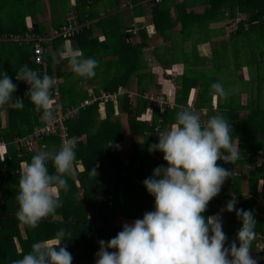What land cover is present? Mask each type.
I'll return each instance as SVG.
<instances>
[{
  "label": "trees",
  "instance_id": "16d2710c",
  "mask_svg": "<svg viewBox=\"0 0 264 264\" xmlns=\"http://www.w3.org/2000/svg\"><path fill=\"white\" fill-rule=\"evenodd\" d=\"M150 5L152 16L144 21L146 24L154 23L156 34L150 39L141 25L142 40H134L128 31L127 36L118 35L115 44L118 48L117 58L114 60L119 72L106 75V81H102L103 87H93L91 90L99 92L101 88L110 91L127 88L135 79L139 95L133 97L128 90L119 96L116 104L108 102L103 114L95 101L67 119L64 128L61 125L55 131L35 136L32 146L16 142L17 137H30L36 127L46 124L41 122V112L36 110L26 95L29 85L26 83L17 88L13 95L14 99H23V106L31 105V112H23L13 103L3 106L5 108L0 107V264H12L13 260L22 258L31 250L34 242L56 244L55 233L61 228L72 234L70 239L66 237L63 242L73 256L72 264H95V254L100 248L98 241H108L122 230L117 224L118 214L143 217L146 211L155 210V198L148 193L143 180L152 176L155 167H167V162L162 152L150 153L148 148L159 142L157 134L171 127L177 111L184 109L181 105L185 106L189 99L194 100V112L203 119L222 114L230 123L233 142L236 138L239 140V157L234 163L225 164L223 160L217 163L231 171L228 184L237 193L236 186L241 179L236 176L241 171L238 167L244 169L252 166L246 201L253 205L250 211L256 220L255 233H264V203L257 204L256 199L257 185L259 179L264 178V168L256 165L251 158L258 151H264V96L260 105V92H264V0H183L179 3L161 0ZM172 7L175 14L171 12ZM73 16L82 22L81 18ZM98 22L104 24L106 21ZM178 24H181L180 34L184 42L190 39H194L196 44L210 41L211 55L201 54L196 44L188 49L182 41L180 45L174 43L173 30ZM232 24H235V28L232 26L227 30L226 26ZM38 28V31L34 28L27 31L25 27L23 30L32 31L38 36H50L48 28L41 25ZM91 31V27L85 24L72 38H78L82 45ZM80 35L85 38L80 39ZM214 36L220 38L212 39ZM156 37H162L167 44L156 43L153 50L146 49ZM65 39L56 37L42 42L47 47L44 64H36L31 55L20 64H27L41 76L46 73L55 78L53 97H59L61 103L53 102L54 111L58 108L65 111L90 95L89 89L81 90L83 88L77 85L78 82L71 84L69 80H72L74 73L65 68L64 63L56 65L57 73L53 75L51 50L56 43L63 45ZM96 41L97 37L93 36L90 44ZM111 45L110 41L105 40L101 48L108 53ZM31 50L33 52V47ZM95 54L93 50L91 55L98 60ZM158 61L165 68L177 61L184 62L185 70L176 78V102L181 105H166L164 113L160 112L159 106H154L150 118H147L144 112L147 111L148 100L143 93L153 86V65ZM245 67L246 71L238 73ZM8 68L1 65L0 71ZM57 74L66 80L60 83ZM94 78L89 79L93 81ZM214 82L221 83L224 88L223 96L216 94L215 106L210 87ZM193 87L199 88L196 99L190 98ZM203 108L208 109L201 114ZM2 109L8 111L6 122L2 119ZM67 139H75L77 145L73 175L68 177L69 191L61 192L63 206L57 209L54 216L42 219L38 227L30 228L16 217L21 167L41 149L53 153L58 151L61 143ZM78 162L83 164L82 168H78ZM48 167L50 172L54 171L51 162ZM93 168L97 174H90ZM144 195L147 196L146 201ZM238 197L237 200L245 205L242 202L245 196L239 192ZM209 207L210 202L205 216L210 213ZM255 259L264 264V259Z\"/></svg>",
  "mask_w": 264,
  "mask_h": 264
},
{
  "label": "clouds",
  "instance_id": "9594fccd",
  "mask_svg": "<svg viewBox=\"0 0 264 264\" xmlns=\"http://www.w3.org/2000/svg\"><path fill=\"white\" fill-rule=\"evenodd\" d=\"M138 23L153 26L144 20ZM59 58L67 60L74 75L82 78L94 77L99 64L95 58L85 57L79 49L67 46ZM16 80L29 85L26 95L41 112V122L53 121L55 78L46 73L41 76L25 64L18 69ZM210 87L213 95H224L221 83L214 82ZM16 90L10 76L0 73V107L10 103L23 107L22 98L14 99ZM232 131L222 114L203 122L189 108L177 111L175 122L160 131L159 142L148 148L150 153L162 152L167 162V167H155L152 176L143 180L148 193L155 198V210L146 211L142 219L124 223L110 240H99L95 264H258L250 254L256 236V220L250 210L236 209L238 201L233 197L217 214L204 215L209 202L231 177V171L217 161L234 163L239 157ZM76 145L75 139H67L54 153L41 149L21 167L16 195L19 205L16 217L20 223L36 228L42 219L54 216L63 206L61 192L69 191L68 177L73 175ZM49 162L54 171H49ZM90 174H97L96 169ZM225 210L235 211L242 221L236 239L230 244L223 231L221 213ZM71 236L70 231L61 228L55 233L56 244L34 242L31 250L12 264H72L73 256L63 243Z\"/></svg>",
  "mask_w": 264,
  "mask_h": 264
},
{
  "label": "crops",
  "instance_id": "0c3cea01",
  "mask_svg": "<svg viewBox=\"0 0 264 264\" xmlns=\"http://www.w3.org/2000/svg\"><path fill=\"white\" fill-rule=\"evenodd\" d=\"M104 1H106V4ZM131 1L133 3V8L127 6L126 0H0V57L4 56V58H0V66L7 65L9 67L8 69H1V73L7 72L10 78L13 80V83L17 85V88L24 86L26 82L17 81L16 73L18 69L23 66L20 65L21 63H23V59L30 55L32 57L34 53L32 52V50L26 52V50L23 49L24 45H22L19 42H16L15 40H11L7 38L9 34H24L26 30L28 31L29 29L33 28V24L35 23L38 25V27L39 25H41L44 26V28H48L49 33L52 34L55 28L64 24L67 21L68 17L73 14L76 15L79 19L81 18L84 24L90 26L92 33L89 34L87 39H84L82 45L79 42V39L78 40L75 39L74 41L76 42L71 43V40L74 38L65 39L63 45L61 44V42L59 43L55 42L56 47H54L52 50L50 49L51 55L53 57V64H52L53 75L56 76L57 71H55L56 70L55 67L58 64L64 63L66 65L65 68L68 67L69 69H71L70 66L68 65L67 60H63L59 58V54L63 50L64 46H67L69 48L79 49L85 57H93L91 53L94 50L96 52L95 56L99 58L98 59L100 62L99 65L102 66H98L96 68L95 70L96 74L93 81L90 80L89 78L79 77L77 81L78 83L77 82L76 83L78 86H82L83 89L81 90L89 89V91H91L93 90L92 89L93 87H100V86L103 87L102 81H106L105 78L106 75H110L113 73L115 74L119 72L118 71L119 66L116 64L114 60L117 58L116 52L118 48L115 46V44H116V40L118 39V35L119 37H123V34L126 36L128 35L127 31L131 33L130 29L133 20L141 21V20H145L146 18H151L152 16L150 3L145 2V0H131ZM175 1L179 3L182 2L183 0H175ZM17 5L20 7V10L22 11L21 13L17 12L18 11L16 8ZM171 12L175 14L174 7L171 8ZM5 17H7L8 19L7 22L6 20L3 21V18ZM107 17L108 19L106 20V22H104V24H99L98 20H105ZM147 24L153 25L155 28L154 23H147ZM24 27L26 28V30H23ZM143 27L146 29L149 38L153 37L156 34L155 32V34H152L151 36L149 34L150 33L149 30H147L148 28L145 27V25ZM180 31H181V24H178L177 27H175L173 30V36H175L174 43L180 45L182 41V43L186 45L188 44L187 45L189 46L187 47L188 49H191L193 45L196 44V42L190 40H186L184 42L183 38L181 37V34H179L181 33ZM93 36L97 37V41L94 44H90V39ZM131 36L136 41L142 40L141 35L133 36L131 33ZM81 37L85 38L84 36L80 35L79 38L81 39ZM212 39H217V38H215L214 36ZM105 40L110 41L112 44L111 47L109 48L110 52L108 53H105L101 48V43L104 42ZM53 41L50 42V46L52 45ZM152 42L153 45L155 44V46H157L156 43H160V44L165 43L162 37H156ZM30 44L33 45V43ZM84 44L85 46L83 47ZM211 44L212 43L210 41H204L202 43L198 42L196 45L199 46V49L201 50V54L205 56H209L211 55ZM25 47L29 48V46H25ZM10 48H14V51L11 53L9 52ZM85 49L87 51L86 55L84 53ZM13 62L16 64V66L13 65ZM121 69H125V68L121 67ZM184 70H185V64L182 61H177L173 63L169 68H165L164 65L161 62L159 63L158 61L155 65H153L154 83L152 88L148 91L154 94H158L160 92L164 93L165 96L172 103L170 107H174V106L180 107L181 104H178L176 102V91L178 88L176 78H178L181 74H183ZM57 78L59 81H61L60 83H63L66 80V78L64 79L61 78V76H58V74H57ZM71 84H73V82H71ZM158 84H161V87H158ZM126 89L131 92L129 95L133 97L139 95L136 89L135 79L132 80L131 86L127 87ZM198 90L199 88L193 87L190 91L191 92L190 98L196 99ZM80 91L78 93H80ZM70 96L72 95H69V97ZM215 96L216 95L213 96L214 106L215 103L217 102V96L216 97ZM55 101L57 102L58 105H60L61 99L59 97H55V98L53 97V102ZM104 106L106 110L107 107L106 104ZM21 109L23 112H31L32 106L24 105ZM207 109L203 108L201 110V114H204L205 111H207ZM7 112H8L7 109L6 110L2 109L1 111L3 122H6L7 120ZM144 114L145 117L150 118L152 112L150 110L149 111L147 110L144 112ZM238 142L239 140L238 138H236L233 143L238 146ZM237 151H238V147H237ZM229 163L225 162V164H229ZM77 166L78 168H82L83 164L81 162H78ZM248 168L242 169L238 167V170L241 171L239 175H236L241 177V179H239L240 184L236 186V189H238V193L240 192L243 196H245L244 198L245 200L242 201L245 203V205H243L239 200H237L239 198L238 193L235 190H233L232 187L229 186L228 184L229 178H228L227 181L222 186V190L220 194H218L210 201V207H209L210 213L207 216L215 215L218 212H220L221 209H225L226 203L229 200L233 199V197H235V199L238 201L235 205L236 209L242 208L244 210L246 209L250 210L253 207L251 202L248 203L249 201H246V198L249 196V186H250L249 177L251 173L249 170L252 168V166L251 168L249 169ZM256 193H257L256 199L258 201L257 204L264 203V197H263L264 178L259 179ZM144 197L146 201L147 196L144 195ZM221 216L223 220V231L226 233L228 237V243L230 244L232 240L236 239V233L242 227V221L237 218L235 211L229 212L225 210L221 213ZM116 218H117V224L122 227L124 223H132L135 219H142L143 217L140 216L129 217L126 216L125 214H118ZM238 243L239 242L237 241V244ZM255 249H256V238L252 242V249L250 254L253 258L260 257L255 253ZM258 264H260V260H258Z\"/></svg>",
  "mask_w": 264,
  "mask_h": 264
},
{
  "label": "built area",
  "instance_id": "2783aa9c",
  "mask_svg": "<svg viewBox=\"0 0 264 264\" xmlns=\"http://www.w3.org/2000/svg\"><path fill=\"white\" fill-rule=\"evenodd\" d=\"M126 4L128 7L133 8V3L131 0H126ZM161 0H145V2H148L150 4H156ZM138 20H133L131 23V33L133 36H140V29L141 25L138 23ZM85 24L83 22H80L77 18H75L73 15L69 16L67 21L62 24L60 27L55 28L50 34L49 37L44 36H38L36 33L25 32L24 34H9L7 38L11 40H15L19 43H30L31 41H34L33 43V56L32 59L36 64L42 65L45 63L44 61V52L47 50V47L43 45V41H47L48 39L51 40V38L56 37H64V38H72L75 35H77L82 29ZM233 25V24H232ZM149 27V26H147ZM149 29V28H148ZM155 46L153 44L147 45L146 49L153 50ZM128 90L125 87H120L117 90H104L100 89L99 92L90 91V95L88 98L83 99L80 101L77 105H72L67 110L63 111L61 108H58L54 111L55 119L53 121L47 122L45 126L43 127H36L34 132H32L30 137H17L16 142L21 141L26 146H32L34 144L33 139H35V136H39L44 133H49L50 131H55L57 128L61 125H63L64 128V122L79 114L84 108H86L91 103L97 101L100 106L103 104H107L108 102L117 103L119 101V96L126 93ZM131 92L129 91V94ZM143 97L148 100V108L147 110L153 112L154 106H159L160 112L164 113L166 110V105H172L171 101L165 96L164 93H158L154 94L148 90L144 91ZM182 108H189L190 110H195L194 100L189 99L186 103V105H181ZM196 113V112H195ZM197 114V113H196ZM198 115V114H197ZM201 120L203 122H206L207 119H203L201 117ZM227 155V154H225ZM250 157V155H249ZM256 165L262 166L264 168V151H258L251 157ZM228 163V162H227ZM256 249L255 253L264 259V233L257 232L256 233Z\"/></svg>",
  "mask_w": 264,
  "mask_h": 264
},
{
  "label": "rangeland",
  "instance_id": "374dc122",
  "mask_svg": "<svg viewBox=\"0 0 264 264\" xmlns=\"http://www.w3.org/2000/svg\"><path fill=\"white\" fill-rule=\"evenodd\" d=\"M104 2H105V4H106V1H104ZM16 8H17V10H18L17 12H19V13L22 12V11L20 10V7H19L18 5L16 6ZM107 19H108V17L105 19V21H106ZM4 20H6V22H7V21H8L7 17L3 18V21H4ZM19 24H20V22H19ZM232 26H233V29H234V28H235V24H234V25H231V26H226V27H227V30L230 29V27L232 28ZM148 28H149L148 30L150 31L151 34H153V32H156L154 26H151V27L149 26ZM150 33H149V34H150ZM154 34H155V33H154ZM179 34H180V33H179ZM81 36H83V35H81ZM195 37H196V36H195ZM215 38H220V37L215 36ZM75 39L78 40V38H74V39L71 40V43L76 42V41H74ZM98 39H99V38H98ZM100 39H101V38H100ZM190 41H194V39H193V40L190 39ZM22 44L24 45V47H23L24 50H26L27 52H28L29 50L31 51L30 46L33 47L32 44H30V43H26V42H23ZM187 45H188V44H187ZM25 46H29V48H28V47H25ZM188 47H189V46H188ZM13 51H14V48H10L9 52L11 53V52H13ZM85 55H86V52H85ZM0 58H4V56H1ZM13 65L16 66V64H15L14 62H13ZM225 69H229V67H228V68H225ZM243 70L246 71L247 68L245 67V68H243L242 70H239L238 73H241V71L243 72ZM0 72H1V71H0ZM78 79H79V77H77V76L74 75V76L72 77L71 82H75V83H76V82L78 81ZM69 81H70V80H69ZM260 87H262V85H261ZM149 90H150V89H149ZM245 95H247V94H245ZM222 96H223V95H222ZM263 96H264V92H262V93L260 92V105L263 104ZM215 97H216V96H215ZM104 105H105V104H103V106L100 107V110L102 111V114H103V112L105 111V106H104ZM263 136H264V135H263ZM140 138H141V137H140Z\"/></svg>",
  "mask_w": 264,
  "mask_h": 264
},
{
  "label": "water",
  "instance_id": "95a60500",
  "mask_svg": "<svg viewBox=\"0 0 264 264\" xmlns=\"http://www.w3.org/2000/svg\"><path fill=\"white\" fill-rule=\"evenodd\" d=\"M33 28L35 29V31L39 30L38 25L36 23L33 24ZM158 87H161V84H158Z\"/></svg>",
  "mask_w": 264,
  "mask_h": 264
}]
</instances>
